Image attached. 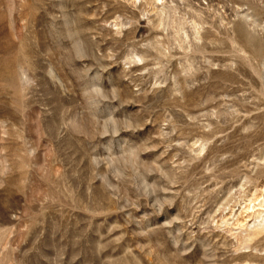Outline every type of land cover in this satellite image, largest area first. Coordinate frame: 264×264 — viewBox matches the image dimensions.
Instances as JSON below:
<instances>
[{"label":"rangeland","instance_id":"rangeland-1","mask_svg":"<svg viewBox=\"0 0 264 264\" xmlns=\"http://www.w3.org/2000/svg\"><path fill=\"white\" fill-rule=\"evenodd\" d=\"M263 199L264 0H0V264H264Z\"/></svg>","mask_w":264,"mask_h":264},{"label":"bare ground","instance_id":"bare-ground-1","mask_svg":"<svg viewBox=\"0 0 264 264\" xmlns=\"http://www.w3.org/2000/svg\"><path fill=\"white\" fill-rule=\"evenodd\" d=\"M157 1H159V0H157ZM260 206H263L264 205V199L261 201V203L259 204ZM260 214L258 213V216H259ZM250 234V233H249ZM245 240H247V238H245ZM241 242V241H240ZM238 250V249H237Z\"/></svg>","mask_w":264,"mask_h":264}]
</instances>
